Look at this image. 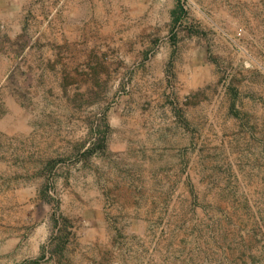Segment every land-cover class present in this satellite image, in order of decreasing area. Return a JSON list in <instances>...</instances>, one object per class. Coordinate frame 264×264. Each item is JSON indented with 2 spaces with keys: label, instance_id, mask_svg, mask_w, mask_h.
<instances>
[{
  "label": "rangeland",
  "instance_id": "obj_1",
  "mask_svg": "<svg viewBox=\"0 0 264 264\" xmlns=\"http://www.w3.org/2000/svg\"><path fill=\"white\" fill-rule=\"evenodd\" d=\"M0 264H264V0H0Z\"/></svg>",
  "mask_w": 264,
  "mask_h": 264
},
{
  "label": "trees",
  "instance_id": "obj_2",
  "mask_svg": "<svg viewBox=\"0 0 264 264\" xmlns=\"http://www.w3.org/2000/svg\"><path fill=\"white\" fill-rule=\"evenodd\" d=\"M182 11H183V7H182V6H178L177 9H175V10L173 11L172 14H173V16H175V15L178 14L179 12L182 13ZM58 222H59V220L56 219V220H55V223L58 224Z\"/></svg>",
  "mask_w": 264,
  "mask_h": 264
}]
</instances>
